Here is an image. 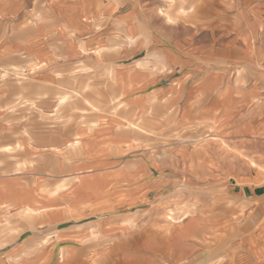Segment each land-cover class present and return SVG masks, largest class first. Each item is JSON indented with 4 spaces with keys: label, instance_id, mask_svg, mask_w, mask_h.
<instances>
[{
    "label": "crops",
    "instance_id": "crops-1",
    "mask_svg": "<svg viewBox=\"0 0 264 264\" xmlns=\"http://www.w3.org/2000/svg\"><path fill=\"white\" fill-rule=\"evenodd\" d=\"M167 5L0 0V264H264V182L194 152L264 163V0L200 28ZM182 196L242 216L165 219Z\"/></svg>",
    "mask_w": 264,
    "mask_h": 264
},
{
    "label": "rangeland",
    "instance_id": "rangeland-1",
    "mask_svg": "<svg viewBox=\"0 0 264 264\" xmlns=\"http://www.w3.org/2000/svg\"><path fill=\"white\" fill-rule=\"evenodd\" d=\"M249 1L253 0H246L247 3H249ZM166 2L168 5L165 7L163 13L169 20L174 21V19L180 16L184 19H189V15H191L193 17L192 19L196 20L195 23H197L200 28L205 26L207 21L219 17L222 7L227 8L228 3H232V0H181L182 4H177L180 2L175 0H166ZM197 34L200 35V33ZM85 76L88 78H95L97 77V73L95 71H86ZM209 141H213L214 143L213 150L207 148L209 145L205 143V138H202L199 139V143L197 144L198 149L194 152H197L199 158L209 157V154H211L214 161L216 162L218 160L219 163L218 166L216 164L213 165L215 170L223 167L222 165L224 163L227 166L223 168L235 167L238 170V168L241 167L244 170L251 169L252 171L255 170L258 175L256 177L254 175L253 180L246 182V184L252 186L255 183L264 182V163L260 166L255 164L253 158L249 156L251 151L231 145L224 139L216 136L213 140ZM239 163L243 166H235ZM208 167H211V165H208ZM197 168L198 172L203 174H205L207 170L205 164L199 165ZM237 185L241 184L235 180H228L226 178L219 182H215L213 188L214 190L232 189L236 188L235 186ZM222 205H224L223 199L217 197L212 199H191L182 196L174 199H167L163 205L165 208L164 218L172 221H179L197 214L202 221L214 222L216 232L218 224L227 221L236 223L238 217L242 216V209L238 208L236 204L230 203L228 205L229 213L222 209ZM231 227L233 226L231 225Z\"/></svg>",
    "mask_w": 264,
    "mask_h": 264
}]
</instances>
